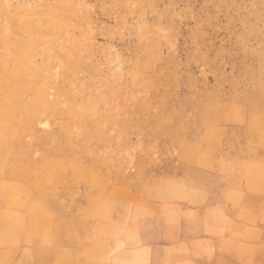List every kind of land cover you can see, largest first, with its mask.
Returning a JSON list of instances; mask_svg holds the SVG:
<instances>
[{
	"label": "rangeland",
	"instance_id": "1",
	"mask_svg": "<svg viewBox=\"0 0 264 264\" xmlns=\"http://www.w3.org/2000/svg\"><path fill=\"white\" fill-rule=\"evenodd\" d=\"M0 86V128L23 161L0 164V187L33 189L0 206L1 245H18L15 216L25 227L20 264L55 239L72 252L43 248L39 264H99L140 243L185 199L180 163L219 162L232 137L264 177V0H0ZM262 232H234L248 264H264Z\"/></svg>",
	"mask_w": 264,
	"mask_h": 264
},
{
	"label": "crops",
	"instance_id": "2",
	"mask_svg": "<svg viewBox=\"0 0 264 264\" xmlns=\"http://www.w3.org/2000/svg\"><path fill=\"white\" fill-rule=\"evenodd\" d=\"M224 143L226 146L215 151L219 162L205 165L186 161L180 163L175 179L183 186L185 199L164 203L176 211L173 219L162 215L161 221L146 226L139 237L140 243L128 245L126 251L101 255L99 264H248L250 253H246L245 248H249L250 241L235 238L234 232L251 225L264 233V184L261 183L264 177L256 172L250 177V173L246 172L245 141L232 137ZM3 188H0V206L16 202L17 199L10 195L14 191L9 187L6 191ZM30 190L33 194V189ZM9 195L12 198H8ZM248 213H253L255 222L252 224L244 218ZM15 218L13 225L17 235L12 238L18 245H1L4 237L0 234V264H20L25 255V227L20 225V215ZM0 224L4 225L2 219ZM49 236L55 239L52 231ZM70 241L68 237L65 240L66 243ZM259 243H255L257 249ZM44 246V249H49L52 261L57 248L60 254L72 252L69 248L58 246L56 239L50 247L47 244ZM238 247L242 248L238 250ZM43 248L33 249L35 264L40 263L39 253ZM257 255L258 251L254 258L264 261V251L259 257Z\"/></svg>",
	"mask_w": 264,
	"mask_h": 264
},
{
	"label": "bare ground",
	"instance_id": "3",
	"mask_svg": "<svg viewBox=\"0 0 264 264\" xmlns=\"http://www.w3.org/2000/svg\"><path fill=\"white\" fill-rule=\"evenodd\" d=\"M53 17H54V15H53ZM37 40V39H36ZM17 42V41H16ZM23 42V41H22ZM37 46V45H36ZM41 51V50H40ZM25 52V51H24ZM46 53V52H45ZM14 54V53H13ZM15 55V54H14ZM23 73V72H22ZM21 75V74H20ZM4 76V75H3ZM17 79V78H16ZM6 83V82H5ZM21 83V82H20ZM9 84V83H8ZM6 85V84H5ZM32 87V86H31ZM0 88H1V86H0ZM7 88V87H6ZM5 88V89H6ZM20 92V91H19ZM36 92V91H35ZM5 94H7V92H4ZM16 93V92H15ZM18 93V92H17ZM8 94H9V91H8ZM2 95V94H1ZM20 95H22V94H20ZM36 95V94H35ZM44 95V94H43ZM8 96V95H7ZM26 96V95H25ZM38 97H39V99L41 100V96H39V95H37ZM20 97H23V96H20ZM16 98H17V96H16ZM16 98H14V99H16ZM32 98V97H31ZM4 99V98H3ZM27 99V98H26ZM20 101V100H19ZM25 101V100H24ZM17 102V101H16ZM49 102L50 101H48L47 103L49 104ZM15 103V102H14ZM15 106V105H14ZM37 108H38V106H37ZM41 109V108H40ZM71 109V108H70ZM3 110H6V109H4L3 108ZM32 110V109H31ZM39 110V109H38ZM37 110V111H38ZM68 111H69V109H68ZM41 112V111H40ZM39 112V113H40ZM41 115H42V113H41ZM0 117H1V115H0ZM3 127H1L0 128V164H9V163H11V167H14V168H20V166H19V163H21V156H20V154H18L17 152H14L13 151V147H12V150H11V147H10V138H9V140L7 139L6 140V138L7 137H10V125H9V123H7V124H5V125H2ZM15 130V129H14ZM15 132V131H14ZM2 133H4V135H3V137H4V140L2 139V137H1V134ZM15 143V142H14ZM16 150V149H15ZM21 160V161H20ZM23 162V161H22ZM58 167V166H57ZM66 168V167H65ZM70 168V167H69ZM8 169H10V168H8ZM24 169V168H23ZM22 169V165H21V170H23ZM25 170V172H26V174L28 175H32V173H33V175H36V173H38V172H36V171H33V172H30L27 168L26 169H24ZM7 171V170H6ZM9 171V170H8ZM65 171H67L66 169H65ZM35 173V174H34ZM62 173V172H61ZM9 174H11V172L9 173ZM17 174V173H16ZM39 174V173H38ZM19 175V174H18ZM6 186V185H5ZM12 186H14V185H12ZM19 186V185H18ZM262 186V185H261ZM9 187V186H8ZM1 188V187H0ZM5 188V189H4ZM3 189L6 191V189H7V187H4ZM20 188H23L22 190L23 191H21L20 190ZM8 189H11L12 191H14V192H12V193H17V192H20V193H23L24 195H25V204H27V203H31L30 201H31V199H30V195H29V193H31V195H32V192H31V190L29 191V190H27V189H25V187H17V188H8ZM2 191V190H1ZM10 192V191H9ZM29 192V193H28ZM8 192H6V194H7ZM1 195V194H0ZM11 195V194H10ZM9 195V197L8 198H10L11 196ZM17 197V196H16ZM32 197H33V195H32ZM12 198V197H11ZM5 199V198H4ZM165 199V198H164ZM6 201H7V199H5ZM18 200V199H17ZM49 200V199H48ZM51 200V199H50ZM48 202H50V201H48ZM47 203V202H46ZM46 203H44V205H47ZM51 205H52V203H51ZM115 216H116V214H115ZM115 216H113V217H115ZM17 217V216H16ZM42 217H43V214H42ZM192 217V216H191ZM46 218H48V219H51V218H56L55 216H51V215H49V216H47ZM118 218V217H117ZM116 218V219H117ZM56 219H58V218H56ZM119 219V218H118ZM58 220H60V219H58ZM177 221V220H176ZM20 222V221H19ZM19 222H17V223H19ZM114 222H115V220H114ZM117 223H118V220H117ZM14 224V223H13ZM32 225H34V224H32ZM112 226H114V225H111V228H112ZM15 228V227H14ZM110 228V229H111ZM109 229V230H110ZM20 230V229H19ZM48 237V236H47ZM52 244V243H51ZM57 250H58V248H57ZM54 251L55 252V254H60V252H59V250L58 251ZM62 250V249H61ZM62 252V251H61ZM63 252H64V250H63ZM65 254V253H64ZM67 254V253H66ZM62 256H63V254H62ZM49 261V260H48ZM50 262V261H49ZM53 264V263H52Z\"/></svg>",
	"mask_w": 264,
	"mask_h": 264
}]
</instances>
